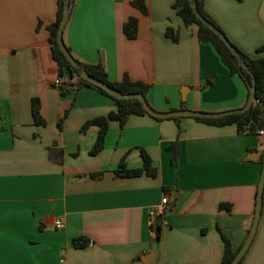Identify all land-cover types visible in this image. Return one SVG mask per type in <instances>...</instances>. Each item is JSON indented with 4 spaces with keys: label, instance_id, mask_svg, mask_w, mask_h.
<instances>
[{
    "label": "crops",
    "instance_id": "1",
    "mask_svg": "<svg viewBox=\"0 0 264 264\" xmlns=\"http://www.w3.org/2000/svg\"><path fill=\"white\" fill-rule=\"evenodd\" d=\"M57 1L0 0V264H217L219 230L232 250L250 230L264 135L190 116L131 114L122 126L108 121L102 149L91 154L98 127H81L115 105L94 88L62 95L53 84L59 76L47 27ZM131 1L72 0L62 32L71 54L102 62L109 80L127 75L149 84L145 98L160 112H222L245 104L239 76L198 40L195 24L184 25L173 0H142L145 13ZM203 9L240 51L264 57L258 51L264 0H203ZM129 17L137 20L134 38L123 31ZM168 27L176 41L165 34ZM33 98L44 125L34 122ZM49 146L62 150L60 163L48 158ZM140 149L156 175H116L121 162L142 167ZM152 209L161 222L157 240ZM56 219L63 228H54ZM80 236L91 243L75 247ZM239 264H264V195Z\"/></svg>",
    "mask_w": 264,
    "mask_h": 264
},
{
    "label": "trees",
    "instance_id": "2",
    "mask_svg": "<svg viewBox=\"0 0 264 264\" xmlns=\"http://www.w3.org/2000/svg\"><path fill=\"white\" fill-rule=\"evenodd\" d=\"M65 0L57 1V11L55 20L47 27L49 36L48 41L50 43V49L53 60L56 62L58 69V76L60 78L67 77L66 81L61 82L58 86V89L62 95L70 92L72 89H78L82 86H88L96 89L100 93L109 97L114 105L115 110L110 111L106 116L93 118L85 122L81 131L86 130L89 125H96L98 127L97 136L95 142L90 150L91 154H95L97 151L101 150L103 147V139L108 129V121L116 120L122 126L129 115H148L156 120H161L162 118H155L148 114L139 100L130 98V99H119L110 94H108L103 89L91 84L90 82L84 80L79 75V69L72 67L63 53L58 48L56 42V32L58 28L59 21L62 16V9L64 6ZM198 11L200 14L207 19L210 23L216 26L219 30L220 28L214 22V20L204 11L203 9V0H195ZM131 4L139 8L143 13L146 12V7L142 0H133ZM172 7L176 9V13L182 19L184 25L195 24L197 26V38L200 42H208L215 49L221 61L228 67L230 74H237L244 86L246 87L247 97H248V87L251 85L252 80L254 81L255 87V101L248 107L246 110L239 113L227 114L219 118H202L194 117L196 121L212 124V125H227L234 124L236 126L238 133H249L256 134L258 130H264V57L261 58H252L247 54L240 51L232 42L234 47L238 50L242 60L245 63V66H240L238 60L233 55V53L224 45L220 38L210 30L206 25H204L193 13L192 8L188 0H173ZM123 31L128 38H134L137 32V20L134 17H129L123 25ZM165 34L170 36L174 41L177 40V34H174L171 28H166ZM69 50V48H68ZM264 46L258 48V51H263ZM70 51V50H69ZM71 53V52H70ZM74 57V56H73ZM76 63L79 67L85 70L88 74L99 79L109 86L117 89L121 93H140L144 97L150 87L149 84L142 81H131L127 75H124L120 81L109 80L108 74L105 70V67L102 62H97L94 64L84 63L79 61L74 57ZM31 111L36 124L44 125L45 121L39 115V102L36 98L32 99ZM67 112L64 113V116ZM172 119L177 120V117ZM62 118L58 122V126H61ZM171 146H176V143H172ZM175 148V147H174ZM48 158L52 161L60 163L62 161L63 152L61 149L56 148L55 146H49L47 148ZM140 155L142 158V167L139 169H126L124 163L121 162L118 168L115 170L116 175L133 177L141 174H146L148 176L154 177L156 175L155 168L152 167L151 159L146 154L143 149H140ZM261 169L263 163V154L260 160ZM98 174H90V177L99 176ZM263 195H264V186H263ZM223 206V204H221ZM154 231V239L157 240L160 238L161 232V222L160 218L157 217L155 221L151 224ZM249 231H247L248 234ZM221 240L223 243V251L220 261L217 264H230L233 256L237 250H232L229 240L225 235L219 230ZM246 234V236H247ZM91 243V240L80 236L73 239V245L77 248H82ZM240 247V246H239ZM242 258L239 260L238 264Z\"/></svg>",
    "mask_w": 264,
    "mask_h": 264
},
{
    "label": "water",
    "instance_id": "3",
    "mask_svg": "<svg viewBox=\"0 0 264 264\" xmlns=\"http://www.w3.org/2000/svg\"><path fill=\"white\" fill-rule=\"evenodd\" d=\"M190 3V6L192 8L193 13L195 16L204 24L206 25L210 30H212L224 43V45L233 53V55L238 60L240 66H245L244 61L242 60L238 50L234 47V45L228 40V38L225 36V34L219 30L216 26H214L212 23H210L207 19H205L200 12L198 11L196 1L195 0H188ZM71 4L72 0H65L64 6L62 9V16L58 24L57 32H56V42L58 45V48L63 53L67 61L72 67L79 69V75L86 81L90 82L91 84L103 89L108 94L119 98V99H130L134 98L140 101L141 106L143 109L150 114L151 116L155 118H171V117H177V116H190V117H202V118H219L227 114L232 113H239L244 110H246L248 107L251 106V104L255 101V87H254V81L252 80L251 85L248 87V97L245 102V104L238 109L234 110H228V111H222V112H203V111H195V110H188V109H180V110H172L169 112H160L155 109H153L147 102L146 98L140 94V93H121L117 89L109 86L105 82L96 79L95 77L88 74L85 70L81 69L79 65L76 63L73 55L70 53L68 48L65 46L63 39H62V32L66 25V22L69 17V13L71 10ZM263 186H264V160H263V167L260 174V178L257 185V192H256V200H255V208H254V215L252 224L250 227V230L248 232V235L244 239L242 245L237 250L235 255L233 256L230 264H238L239 260L243 257L245 252L247 251L248 247L250 246L252 239L254 237V233L256 231V227L258 224V219L260 216V210H261V204H262V196H263Z\"/></svg>",
    "mask_w": 264,
    "mask_h": 264
},
{
    "label": "built area",
    "instance_id": "4",
    "mask_svg": "<svg viewBox=\"0 0 264 264\" xmlns=\"http://www.w3.org/2000/svg\"><path fill=\"white\" fill-rule=\"evenodd\" d=\"M63 78H64V77H62V78L57 77V78L53 81V84H54L55 86H59V85L61 84ZM257 134H259V135H264V130H263V129L258 130V131H257ZM166 201H167V196H164V197L162 198V200H161V203L164 204V203H166ZM149 215H150V217H151V219H152V221H151L152 223H153L154 219H156V218L159 216L158 211H157L156 209H152V210H150ZM53 226H54V228H56V229L63 228V226H64V222H63L62 219H56V220L53 222Z\"/></svg>",
    "mask_w": 264,
    "mask_h": 264
}]
</instances>
